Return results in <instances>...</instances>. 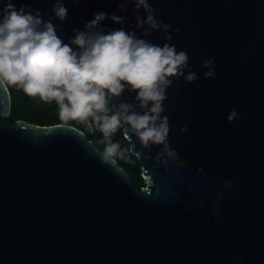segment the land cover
<instances>
[{
	"label": "water",
	"instance_id": "obj_1",
	"mask_svg": "<svg viewBox=\"0 0 264 264\" xmlns=\"http://www.w3.org/2000/svg\"><path fill=\"white\" fill-rule=\"evenodd\" d=\"M61 2L64 21L55 0H12L38 9L66 44L95 13L122 16L123 25L106 18L96 30L123 27L174 45L198 79L172 78L166 90L170 154L126 139L130 153L141 152L152 197L149 187L134 189L117 158L103 163L75 126L0 123V264H264V0H148L171 40L135 29L133 3L121 11L122 0ZM213 57L215 78H205L202 62ZM135 96L126 89L111 103L135 106ZM10 105L0 84V117ZM231 110L242 119L229 122Z\"/></svg>",
	"mask_w": 264,
	"mask_h": 264
},
{
	"label": "clouds",
	"instance_id": "obj_2",
	"mask_svg": "<svg viewBox=\"0 0 264 264\" xmlns=\"http://www.w3.org/2000/svg\"><path fill=\"white\" fill-rule=\"evenodd\" d=\"M128 3L134 4L135 29H142L145 36L153 30H163L164 38L172 39L168 31L171 25L156 18V10L148 0H122L120 10L125 11ZM53 12L60 21L68 15L61 0H55ZM0 15V84L21 89L27 96L39 97L46 103L55 101L65 125L77 121L87 124L90 130L98 129L105 145L98 154L105 164L114 165L116 158H128V150L121 149L119 142H112V136L121 128L125 139L131 141L130 134L138 138L141 151L162 145L161 151L170 154L168 117L161 115L165 111L166 90L173 84L172 78L183 77L186 82L198 79L191 70L185 74L189 68L185 51H177L168 43L159 46L123 27L107 34L96 30L106 18L123 25L124 18L115 14L95 13L94 19L85 24L86 31L74 30L70 44L57 35L50 20L41 18L38 9L25 5L17 8L12 0H7ZM174 31L179 33L180 29ZM214 60L215 57L202 62L208 69L205 78H215ZM126 89L136 92L137 104L111 103L110 108L109 102ZM136 107L141 111L137 112ZM238 119L242 117L231 110L227 120ZM186 130L187 125L180 129ZM134 155L140 157L141 152ZM155 159L161 160L160 152Z\"/></svg>",
	"mask_w": 264,
	"mask_h": 264
},
{
	"label": "trees",
	"instance_id": "obj_3",
	"mask_svg": "<svg viewBox=\"0 0 264 264\" xmlns=\"http://www.w3.org/2000/svg\"><path fill=\"white\" fill-rule=\"evenodd\" d=\"M2 13V10H0ZM2 19V15H0ZM10 98V113L7 117H0V123L6 126L14 125L16 120H25L37 125H50L55 123H63L59 118V109L55 101L46 103L39 99V97H29L21 89L7 85ZM111 108V101L109 102ZM69 125L75 126L80 130L84 131L94 144L100 149L104 150L105 145L101 143L103 139L102 133L96 129L91 130L87 124L79 123L77 121H69ZM112 142H119L121 149H127V159L117 158L118 164L125 166L131 180L133 181L134 187L138 189L142 185V177L140 174V163L137 158L130 153L129 144L123 135V129H119L113 136Z\"/></svg>",
	"mask_w": 264,
	"mask_h": 264
},
{
	"label": "flooded vegetation",
	"instance_id": "obj_4",
	"mask_svg": "<svg viewBox=\"0 0 264 264\" xmlns=\"http://www.w3.org/2000/svg\"><path fill=\"white\" fill-rule=\"evenodd\" d=\"M176 161L178 162V163H182V160L180 159V158H176ZM140 174H141V177H142V185L138 188V189H136L135 187H134V184H133V187H134V189L136 190V191H138V190H140V188L141 187H143V186H145V187H149L148 185H145L144 184V176H143V173H142V170H141V167H140ZM132 183H133V181H132ZM150 189H151V195H150V197H152L153 196V193H154V187H152V186H150L149 187Z\"/></svg>",
	"mask_w": 264,
	"mask_h": 264
}]
</instances>
